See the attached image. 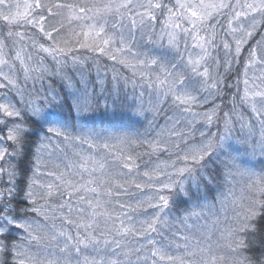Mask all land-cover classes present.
<instances>
[{
  "label": "snow or ice",
  "instance_id": "obj_1",
  "mask_svg": "<svg viewBox=\"0 0 264 264\" xmlns=\"http://www.w3.org/2000/svg\"><path fill=\"white\" fill-rule=\"evenodd\" d=\"M0 264H264V0H0Z\"/></svg>",
  "mask_w": 264,
  "mask_h": 264
},
{
  "label": "trees",
  "instance_id": "obj_2",
  "mask_svg": "<svg viewBox=\"0 0 264 264\" xmlns=\"http://www.w3.org/2000/svg\"><path fill=\"white\" fill-rule=\"evenodd\" d=\"M221 71H223V69H221ZM238 73L241 74V75H239V79L241 81V83L239 84V88H240L241 94H242V90L244 87V85L242 83V80H243V76H242L243 59L241 60L239 65L234 64L233 65V71L228 74V81L227 82L232 84L233 87L230 90L226 91V98L223 100V102L220 99H217V101H216V103H222V111H230L232 109L231 99H232L233 94L236 93V91H237L235 85L237 84ZM249 76L250 77L252 76V71L249 72ZM93 78H95V75H93ZM236 100H237L236 111L238 113H242L246 118L249 117L251 115L250 111L246 107L240 105L238 96H237ZM221 115H222V112H221ZM164 121L165 120L162 117L159 118V125H161V123ZM213 130H215V128ZM68 156L70 158L72 157L71 150L68 151ZM165 158L166 157H163V156L161 157V159H165ZM142 159H143V162L149 161V157H147V156H144ZM152 161L153 162L155 161V157L152 158ZM67 162L68 161L64 159V153L63 152H57V153H54L52 158H51L50 167H53L55 165H60L61 169H63V165ZM143 170H144V167H143V163H142L141 171H143ZM226 188L227 187L225 185L221 184L219 186V191L223 193ZM216 195H217V192L214 189L212 192V195L209 197V199L212 200L213 202H216ZM216 211L219 215V218L222 220V218H224L223 217L224 213L221 210V204L219 202H216ZM227 211H228V214L230 215L231 214V212H229L230 208ZM213 219H215V217H209L207 219V221L201 220V221H199V223L201 225H205V224L208 225V224L212 223ZM169 235H170V233H169ZM216 235H218V233H216Z\"/></svg>",
  "mask_w": 264,
  "mask_h": 264
},
{
  "label": "rangeland",
  "instance_id": "obj_3",
  "mask_svg": "<svg viewBox=\"0 0 264 264\" xmlns=\"http://www.w3.org/2000/svg\"><path fill=\"white\" fill-rule=\"evenodd\" d=\"M20 2L21 3H23V0H20ZM221 59H223V50L221 49ZM107 63H110V62H107ZM257 74H259V72H258V70H257V72H256ZM101 74H103V72L101 73ZM92 75H95V71H93V73H92ZM111 78V74H109V79ZM38 86V85H37ZM145 98H146V100H147V95L145 96ZM170 114V113H169ZM165 123V121L164 122H162L161 123V125H163ZM253 164L255 165V168L257 169V170H259L260 168H261V165H260V163H258L257 161H253ZM226 191H227V188L224 190V192L223 193H226ZM230 208V207H229ZM228 208V209H229ZM227 209V210H228ZM223 213H224V211H222ZM228 212V211H227ZM229 212H231V209H230V211ZM223 217H224V215H223ZM222 220H223V218H222ZM211 224H208V226H210Z\"/></svg>",
  "mask_w": 264,
  "mask_h": 264
}]
</instances>
